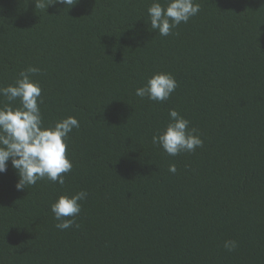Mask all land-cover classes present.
<instances>
[{"label": "trees", "instance_id": "16d2710c", "mask_svg": "<svg viewBox=\"0 0 264 264\" xmlns=\"http://www.w3.org/2000/svg\"><path fill=\"white\" fill-rule=\"evenodd\" d=\"M48 2L0 0V86L39 69L44 123L79 122L73 167L62 186L18 191L9 161L0 264H264V0H194L199 13L168 36L150 27L152 0ZM155 72L177 82L163 102L135 95ZM169 109L201 147L169 156L152 143ZM81 190L75 223L58 229L50 204Z\"/></svg>", "mask_w": 264, "mask_h": 264}, {"label": "clouds", "instance_id": "9594fccd", "mask_svg": "<svg viewBox=\"0 0 264 264\" xmlns=\"http://www.w3.org/2000/svg\"><path fill=\"white\" fill-rule=\"evenodd\" d=\"M77 0H49L50 4L72 7ZM200 11L199 3L194 0H152L147 7L152 30L161 36H168L182 22L186 23ZM36 67L21 71L14 84L0 86V96L8 103L0 105V173L7 171L9 161L16 170L18 180L15 188L26 189L38 180L47 179L61 186L65 183L66 173L72 170L68 159L67 140L73 128H79L78 120L73 116L58 119L45 124L38 101L42 103L40 85L30 78L38 72ZM177 88L175 78L166 72H155L147 77L145 83L135 89V95L151 101L163 102ZM19 100V106L11 102ZM152 143L159 145L169 156L181 152H192L201 147L203 141L195 129L189 128V121L175 109H169L168 121L152 136ZM169 172L177 171L174 164ZM87 192L81 190L72 195L60 194L50 204V210L60 230L71 228L75 217L81 211L80 201L86 199ZM236 241H225L224 247L233 250Z\"/></svg>", "mask_w": 264, "mask_h": 264}]
</instances>
